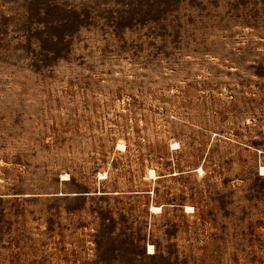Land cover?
Here are the masks:
<instances>
[{
	"label": "rangeland",
	"instance_id": "obj_1",
	"mask_svg": "<svg viewBox=\"0 0 264 264\" xmlns=\"http://www.w3.org/2000/svg\"><path fill=\"white\" fill-rule=\"evenodd\" d=\"M0 264H264V0H0Z\"/></svg>",
	"mask_w": 264,
	"mask_h": 264
},
{
	"label": "bare ground",
	"instance_id": "obj_2",
	"mask_svg": "<svg viewBox=\"0 0 264 264\" xmlns=\"http://www.w3.org/2000/svg\"><path fill=\"white\" fill-rule=\"evenodd\" d=\"M175 144V143H174ZM120 145H124V144H120ZM200 171H202L203 170V167H199L198 168ZM151 172H152V174H155V170L154 169H151ZM66 176L64 177V179H68V174H65ZM189 208H191V206L190 205H187V209H189ZM151 209L153 210V211H160L161 209H162V206L161 205H152V207H151ZM148 248H149V252H153L154 251V245L153 244H149L148 245Z\"/></svg>",
	"mask_w": 264,
	"mask_h": 264
}]
</instances>
